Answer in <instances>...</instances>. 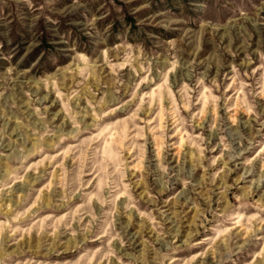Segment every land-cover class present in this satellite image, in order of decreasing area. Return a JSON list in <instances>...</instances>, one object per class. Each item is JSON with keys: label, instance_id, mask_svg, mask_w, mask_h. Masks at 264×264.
I'll list each match as a JSON object with an SVG mask.
<instances>
[{"label": "rangeland", "instance_id": "1", "mask_svg": "<svg viewBox=\"0 0 264 264\" xmlns=\"http://www.w3.org/2000/svg\"><path fill=\"white\" fill-rule=\"evenodd\" d=\"M0 264H264V0H0Z\"/></svg>", "mask_w": 264, "mask_h": 264}]
</instances>
